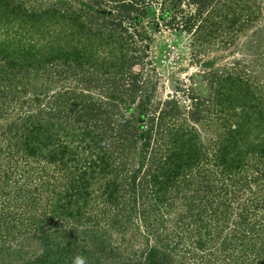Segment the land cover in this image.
Listing matches in <instances>:
<instances>
[{
  "label": "trees",
  "instance_id": "1",
  "mask_svg": "<svg viewBox=\"0 0 264 264\" xmlns=\"http://www.w3.org/2000/svg\"><path fill=\"white\" fill-rule=\"evenodd\" d=\"M188 2L196 56L253 51L190 107L123 26L148 0H0V264H264V0Z\"/></svg>",
  "mask_w": 264,
  "mask_h": 264
},
{
  "label": "rangeland",
  "instance_id": "2",
  "mask_svg": "<svg viewBox=\"0 0 264 264\" xmlns=\"http://www.w3.org/2000/svg\"><path fill=\"white\" fill-rule=\"evenodd\" d=\"M176 1L178 0H148V5H145L147 6V13L142 17L141 22H132L131 24L129 20L125 19L123 26L129 27L131 32L144 36L145 41H141L139 44L147 48V56L143 66L140 67L144 71L145 78L156 83L154 100L177 93L183 103L190 107L191 102L187 97L189 94L204 95L207 93V85L203 80L204 68H202V63L207 58L216 59V64L212 68L225 64L234 65L237 58L249 57L253 51L252 49L250 51L244 50V46L240 43V46L237 47L236 45L237 48L234 47L227 52L210 47L208 53L196 56L197 52L191 46V34L183 31L180 28L182 25L176 22L185 19V16L189 14H194L196 6L188 0H183L173 7L174 11L169 14L166 20L161 17ZM104 5L107 8L110 7L109 4ZM176 14L178 16L176 21L170 24L169 22L174 19ZM155 23L158 26H155ZM147 33H151V39L146 38ZM147 62L149 63L147 64ZM249 69L253 70L252 68ZM118 241L116 240V243ZM124 255L125 257H122L121 260H116L117 264H123L127 261L126 252Z\"/></svg>",
  "mask_w": 264,
  "mask_h": 264
},
{
  "label": "clouds",
  "instance_id": "3",
  "mask_svg": "<svg viewBox=\"0 0 264 264\" xmlns=\"http://www.w3.org/2000/svg\"><path fill=\"white\" fill-rule=\"evenodd\" d=\"M76 264H85V261H84L83 258H81V257H77V259H76Z\"/></svg>",
  "mask_w": 264,
  "mask_h": 264
}]
</instances>
